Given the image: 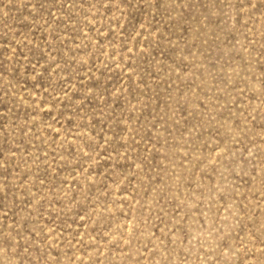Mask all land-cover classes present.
<instances>
[{
	"label": "rangeland",
	"instance_id": "rangeland-1",
	"mask_svg": "<svg viewBox=\"0 0 264 264\" xmlns=\"http://www.w3.org/2000/svg\"><path fill=\"white\" fill-rule=\"evenodd\" d=\"M0 264H264V0H0Z\"/></svg>",
	"mask_w": 264,
	"mask_h": 264
}]
</instances>
